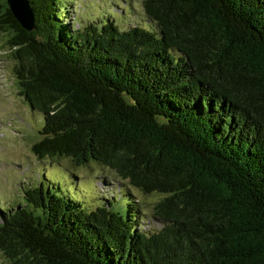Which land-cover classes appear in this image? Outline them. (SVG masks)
Listing matches in <instances>:
<instances>
[{
    "label": "trees",
    "instance_id": "obj_1",
    "mask_svg": "<svg viewBox=\"0 0 264 264\" xmlns=\"http://www.w3.org/2000/svg\"><path fill=\"white\" fill-rule=\"evenodd\" d=\"M59 0H0L19 95L43 117L38 160L96 164L146 195L85 212L42 184L0 210L7 264H264V0H142L155 29L82 30ZM123 203V202H122Z\"/></svg>",
    "mask_w": 264,
    "mask_h": 264
},
{
    "label": "rangeland",
    "instance_id": "obj_2",
    "mask_svg": "<svg viewBox=\"0 0 264 264\" xmlns=\"http://www.w3.org/2000/svg\"><path fill=\"white\" fill-rule=\"evenodd\" d=\"M65 24L82 30L88 25L113 21L118 28L140 26L154 30L145 16L142 0H59ZM14 62L6 49V38L0 34V210L21 205L22 192L32 186L48 187L57 196L79 202L85 212L104 204L118 205L122 195L133 200L139 211L137 222L142 232L153 234L161 224L152 215L157 195H146L120 180L107 168L96 164L76 168L67 159L55 163L38 160L32 153L43 124L40 113L29 108L19 95L13 73ZM5 209V210H6ZM0 264H7L0 254Z\"/></svg>",
    "mask_w": 264,
    "mask_h": 264
},
{
    "label": "water",
    "instance_id": "obj_3",
    "mask_svg": "<svg viewBox=\"0 0 264 264\" xmlns=\"http://www.w3.org/2000/svg\"><path fill=\"white\" fill-rule=\"evenodd\" d=\"M6 3L18 24L26 31L33 30V17L27 0H6Z\"/></svg>",
    "mask_w": 264,
    "mask_h": 264
}]
</instances>
